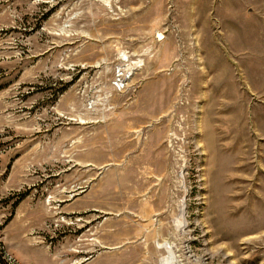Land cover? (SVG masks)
<instances>
[{"label": "rangeland", "instance_id": "obj_1", "mask_svg": "<svg viewBox=\"0 0 264 264\" xmlns=\"http://www.w3.org/2000/svg\"><path fill=\"white\" fill-rule=\"evenodd\" d=\"M123 56L145 63L120 92ZM4 242L264 264V0H0V264H22Z\"/></svg>", "mask_w": 264, "mask_h": 264}, {"label": "built area", "instance_id": "obj_2", "mask_svg": "<svg viewBox=\"0 0 264 264\" xmlns=\"http://www.w3.org/2000/svg\"><path fill=\"white\" fill-rule=\"evenodd\" d=\"M130 60V57L123 56L122 62H124V65L117 67L115 80L112 82L117 91L123 92L126 90L129 87V83H131L134 73H136L137 69H141L145 63L142 60H136L132 63Z\"/></svg>", "mask_w": 264, "mask_h": 264}, {"label": "crops", "instance_id": "obj_3", "mask_svg": "<svg viewBox=\"0 0 264 264\" xmlns=\"http://www.w3.org/2000/svg\"><path fill=\"white\" fill-rule=\"evenodd\" d=\"M19 212V211H18ZM16 217H20L18 214H17V216ZM15 217V218H16ZM15 221H17L16 219H15ZM14 221V222H15ZM25 228V227H24ZM24 228H22V227H20V229H21V236L23 237V238H20V239H17V241H18V243H23V242H26L28 245L26 246V245H21V246H23V247H27V248H34L33 246H35V245H33V242L31 241V240H29V239H27V237L25 236L26 234L23 232V230H24ZM5 243V242H4ZM4 246H5V248H6V250H8V252L11 254V255H13L14 257H16L17 259H18V257H19V254H14L11 250H10V248H9V246L5 243L4 244ZM43 250H45V251H47V252H49L46 248H44V247H41ZM36 249V248H35ZM49 254V253H48ZM19 260V259H18ZM20 261V260H19ZM20 263H22L21 261H20ZM23 264V263H22Z\"/></svg>", "mask_w": 264, "mask_h": 264}, {"label": "bare ground", "instance_id": "obj_4", "mask_svg": "<svg viewBox=\"0 0 264 264\" xmlns=\"http://www.w3.org/2000/svg\"><path fill=\"white\" fill-rule=\"evenodd\" d=\"M164 264H166V261H165V263Z\"/></svg>", "mask_w": 264, "mask_h": 264}]
</instances>
